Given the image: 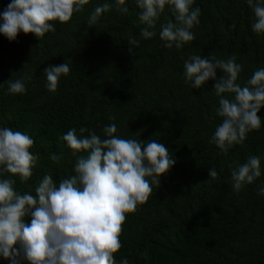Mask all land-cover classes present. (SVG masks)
I'll return each mask as SVG.
<instances>
[{
  "label": "trees",
  "instance_id": "obj_1",
  "mask_svg": "<svg viewBox=\"0 0 264 264\" xmlns=\"http://www.w3.org/2000/svg\"><path fill=\"white\" fill-rule=\"evenodd\" d=\"M11 2L0 0V13ZM105 2L114 0H89L69 22L50 21L56 31L41 39L21 31L9 41L0 33V127L28 134L34 140L30 151L39 155L30 180L22 184L16 178V190L35 195L45 174L57 185L74 174L76 157L62 139L69 129H77L79 136L85 127L104 139V127L114 123V135L163 143L176 161L160 177V186L152 185L147 202L126 213L122 247L114 253L117 264L125 257L129 264H264V195L259 194L264 187V106L257 113L260 129L224 155L209 142L222 121L215 114L217 81L192 89L183 75L184 61L193 54L235 56L242 65L241 86L264 68V34L252 32L255 17L247 0H194L200 23L191 29L195 39L179 50L163 46L159 23L155 37H141L134 0H126L127 14L113 9L90 26V12ZM165 18H171L167 9L160 22ZM130 38L140 41L131 52ZM62 63L70 72L50 92L43 70ZM222 75L217 69V79ZM22 78L26 92L9 93L7 82ZM53 153H63V159L53 162ZM253 155L260 157L261 176L237 193L231 172ZM213 167L215 179L208 175ZM0 264L9 261L0 257Z\"/></svg>",
  "mask_w": 264,
  "mask_h": 264
},
{
  "label": "clouds",
  "instance_id": "obj_2",
  "mask_svg": "<svg viewBox=\"0 0 264 264\" xmlns=\"http://www.w3.org/2000/svg\"><path fill=\"white\" fill-rule=\"evenodd\" d=\"M87 4L89 0H12L0 13V33L9 41L16 40L21 31L41 39L45 33L56 31L50 21L67 23ZM134 4L137 23L143 25L142 38L155 37L159 23V38L165 48L179 50L195 39L191 29L200 23L201 10L192 7L194 0H134ZM247 5L255 17L252 32L264 34V0H247ZM113 9L122 14L129 12L126 0L105 2L90 12L87 23L97 24L104 13ZM166 9L171 18L161 23ZM128 41L130 52L139 48V40ZM217 69L223 73L219 79ZM241 71L235 56L224 60L193 54L184 61L185 83H190L192 89L201 88L210 79L217 81L213 89L219 98L215 114L222 121L209 142L224 155L234 145H243L247 134L261 127L257 113L264 106V68L257 69L243 86L237 83ZM43 72L45 87L54 93L60 77L67 76L70 67L67 63L49 65ZM7 83L11 94L26 92L23 78ZM224 94H231V98ZM103 132L105 138L101 139L85 127L79 129V136L77 129H69L62 139L76 157L74 174L61 179L58 185L51 174H45L33 195L17 191L15 185L16 178L24 184L33 175L39 160V155L30 151L34 140L21 131L0 127V257L9 264H117L114 253L122 247L120 235L126 213L135 212L137 205L147 202L152 185L159 187L160 177L176 161L163 143L151 140L145 144L114 135V123L106 125ZM49 159L59 163L63 153H53ZM208 175L215 179L218 173L213 167ZM260 176V157L249 156L231 172L233 190L239 193ZM259 194L264 195V187ZM119 264L129 261L125 257Z\"/></svg>",
  "mask_w": 264,
  "mask_h": 264
}]
</instances>
